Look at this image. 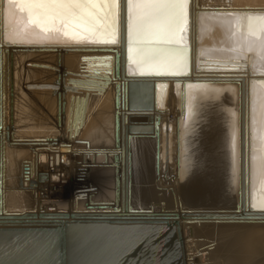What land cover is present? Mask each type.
Returning a JSON list of instances; mask_svg holds the SVG:
<instances>
[{
	"label": "bare ground",
	"instance_id": "1",
	"mask_svg": "<svg viewBox=\"0 0 264 264\" xmlns=\"http://www.w3.org/2000/svg\"><path fill=\"white\" fill-rule=\"evenodd\" d=\"M228 2L198 0L197 3L200 7H222ZM247 3L248 0H242L237 6ZM252 3L255 5L256 0ZM204 27L203 36L199 31L201 68L242 67L248 63L254 70H264V64L253 53H247L245 60L230 59L216 51L227 44L214 18L206 19ZM186 43L189 46V33ZM11 47V54L4 55L6 99L0 136L6 213L0 215V227L18 228L19 231L0 233V262L39 264L34 243L51 237L55 245V232L65 227L69 264H264V211L256 210L264 208L259 159L253 199L255 209L241 212L235 209L241 172L240 124L238 119L235 166L239 175L234 182L229 121L230 112L239 118L242 85L214 87L207 84V93L201 88L189 89L188 113L194 106L189 107V104L196 103V118L190 122L181 119V86H174L173 81L169 83L167 110L123 111L129 118L126 129L143 120L147 122L142 125H149L150 116L160 117L158 129L153 126L152 133L137 135L142 172L139 180L135 172L133 140L124 142L129 160L125 154L124 161L115 163L109 156L107 162L102 163L101 149L113 154L115 147L117 85L111 77L108 83L104 79L102 84L89 83L87 79L92 76L82 71L85 65L81 55L90 46H30L26 47L31 48L28 55L15 53L26 52L25 49ZM27 62L32 65L27 67ZM8 66L10 71H7ZM132 67H136L135 63ZM242 74L236 75L239 77L234 80L242 83L249 79L248 74ZM255 84L259 120L264 83ZM24 85L35 88L27 91ZM252 85L253 82L250 85L251 117ZM226 88L229 92L224 94ZM213 89L219 92L218 96ZM11 112L14 125L10 121ZM75 121L80 124L78 127ZM12 125L14 129L11 130ZM178 127L182 130L181 165L175 161ZM250 128L253 139L252 123ZM255 143L259 157L264 145L259 138ZM116 169L120 175L123 171L125 174V204L139 209L136 201L142 198V209L152 212L132 215L121 210L119 213L112 211ZM26 174L28 187L19 188ZM41 175L46 177L43 182L39 181ZM118 178L121 190L122 179ZM65 191L68 199H60ZM191 202L211 204L225 211H192ZM51 207L56 208L48 211ZM153 223L166 225H149ZM26 228L39 231H20Z\"/></svg>",
	"mask_w": 264,
	"mask_h": 264
},
{
	"label": "snow or ice",
	"instance_id": "2",
	"mask_svg": "<svg viewBox=\"0 0 264 264\" xmlns=\"http://www.w3.org/2000/svg\"><path fill=\"white\" fill-rule=\"evenodd\" d=\"M239 2L242 0H229L223 5L224 12L208 13L201 11L199 3L193 0H4V40L12 45L103 44L126 47L129 74L178 77L188 68L186 41L189 28L195 32L198 20L203 36L204 21L214 18L224 32V43L227 44V47L216 49L217 52L230 59L245 60L248 59L247 53H253L264 64V0H256L255 5L248 0L244 7H238ZM194 59L199 57L194 55ZM4 62L0 57V65ZM188 88H201L205 93L209 90L207 85L189 84ZM256 88L253 82V192L256 191L258 159L259 178L264 183V151L258 157L255 143L259 138L264 145V90L257 120ZM212 91L219 95L214 89ZM230 116L235 182L239 175L235 166L239 118L234 112H230ZM252 206L255 207V203Z\"/></svg>",
	"mask_w": 264,
	"mask_h": 264
},
{
	"label": "water",
	"instance_id": "3",
	"mask_svg": "<svg viewBox=\"0 0 264 264\" xmlns=\"http://www.w3.org/2000/svg\"><path fill=\"white\" fill-rule=\"evenodd\" d=\"M193 2L197 3L198 0H193ZM3 7H4V0H0V57L4 58V55L11 54V51L13 48L11 46H14L15 49H25L26 52H15L18 54H25L28 55L29 50L31 48H26L30 46H64V45H51V44H17L12 45L7 43L4 40V28H3ZM238 7H244V6H238ZM201 11H205L208 13L211 12H224L225 8L222 7H213V6H204L200 7ZM236 10V9H235ZM234 11V10H233ZM189 23L191 24V17L189 20ZM189 40L190 44L188 46V51L186 53L187 59H188V68L184 75L182 76H141L139 73L136 75H131V77L128 73V53L127 48H113L114 46H110V48H100L103 46V44L98 45H86L90 46V48H86L84 50V54L81 55V61L85 65L82 69L84 72H88L92 77L86 78L84 76V79H87L89 83L95 84H102L104 79L105 81H109V78L111 77L114 79L113 82L116 83V101H115V112H114V142L115 147L113 148V154L107 152L105 149H101L102 154L104 155V160L102 163L107 162V158L109 156L114 158V162L118 163L124 161L125 154L127 155L128 160L130 159V154L128 152L126 153V148L124 142L126 141L129 143V141H132L134 136L137 135H143L147 133H152L153 126L155 129L159 128L160 124V117L150 116L148 119L149 125H142L143 123L147 122L144 121L141 124H131L129 127L127 126V129L125 128V125L129 123L128 115H125L122 113L123 111H143V112H161L167 110V101H168V89H169V83L173 81L174 86L179 85L181 86L180 91V104H179V111L181 114V119L185 122L193 121L194 118H196L195 113V105L196 103L192 101V103L189 104V107L192 105L193 108H191L190 113H188V85H204L208 84L210 86H216L219 84H222L224 86L234 87L235 85H242V92L240 93V98L238 100V103L240 105V115H239V124H240V164H241V172H240V178L239 183L240 187L238 189V196L239 199L237 200V204L235 206V209L237 212H241L242 210H250L255 209L252 205L255 198V192H253V180H252V154H253V139L251 135V115H250V107H251V97H250V85L252 82L257 83H264V75L261 73H264V70H254L252 69L251 65L244 64V66H238V67H232V68H222V69H203L199 66V21L197 20V28L195 32L189 28ZM75 46V45H73ZM83 46V45H82ZM23 47V48H19ZM98 47V48H97ZM193 47H195L196 52L193 53ZM10 52V53H8ZM8 53V54H7ZM194 55L198 56L199 59H194ZM6 62V61H5ZM5 62L0 65V130L3 127L4 123V113H5V84H4V76H5V69L4 64ZM32 63L27 62V67H30ZM10 66H8V70L10 71ZM211 72V73H209ZM232 73V74H231ZM241 73V74H240ZM248 74L250 77L249 79H244V82L240 83L238 81H235V78H238L239 76L236 75H243ZM212 74V75H209ZM210 80L207 82H202L199 80ZM198 80V81H197ZM104 81V82H105ZM236 83V84H235ZM111 86V85H110ZM249 86V87H248ZM73 87H75L73 83ZM30 88H35V86L30 85H24V90H30ZM75 89V88H74ZM194 89V88H192ZM229 88H226L223 90L224 94L229 92ZM33 90V89H32ZM234 89L232 88L231 91ZM211 92V90H210ZM222 92V93H223ZM224 96V95H223ZM9 100V99H8ZM85 101V100H83ZM216 102L217 100H213ZM9 102V101H8ZM195 103V104H194ZM9 114V111H8ZM10 121L13 124L14 119L12 117V112ZM187 119V120H186ZM14 125V124H13ZM12 125V126H13ZM75 126H79L80 124L76 121L74 122ZM11 130L14 129V126L10 128ZM9 130V129H8ZM182 130L180 127H178V164H182V142L180 140ZM2 137L0 136V215L6 213V209H3V197H4V190H5V184H4V176H5V168H4V162L2 158ZM64 145V144H61ZM69 150L70 148H62ZM116 152V153H114ZM109 153V154H108ZM99 154V153H98ZM101 155V154H100ZM156 172L159 174V154L156 152ZM232 175V172H231ZM116 196H115V203L114 207H112V211L120 212L124 211V213L128 214H143V213H150L152 210L147 211L143 210L141 207L139 209H134L133 207L129 206L128 204H125V198H124V179L125 174L124 171L121 173L118 169H116ZM122 179V188L120 190V179ZM46 180V177L44 175H41L39 177V181L43 182ZM236 186V185H235ZM26 188L28 187V175H25L24 181L20 183L19 188ZM257 187V185H256ZM257 189V188H256ZM22 192V191H20ZM128 195L130 196V191L128 192ZM121 198V199H120ZM254 199V200H253ZM190 208L192 211H225L224 209L217 208V207H211L213 205H206V203L202 202H191ZM257 211H264V208H257ZM74 217V215H72ZM121 216H124L121 214ZM2 217L1 219H3ZM7 218V217H5ZM65 228V227H64ZM64 228H58V231L56 233L57 237V243H58V251H57V264H69L67 263V256H68V248H67V237H66V230ZM18 228H7V227H0V233L3 232H14L19 231L16 230ZM51 231L50 229H47V231ZM21 232H29V231H39L34 230L32 228H26L20 230ZM41 231H46L42 229Z\"/></svg>",
	"mask_w": 264,
	"mask_h": 264
},
{
	"label": "rangeland",
	"instance_id": "4",
	"mask_svg": "<svg viewBox=\"0 0 264 264\" xmlns=\"http://www.w3.org/2000/svg\"><path fill=\"white\" fill-rule=\"evenodd\" d=\"M173 130V129H172ZM138 136H134L133 138V148H134V155H135V172L138 176V179L141 180V176L139 178V175H141V161H140V151L138 149ZM175 142V141H174ZM175 145V143H174ZM175 154V153H174ZM177 160V156L175 154V161ZM177 178V176H176ZM164 182V181H163ZM168 190V189H167ZM66 191L63 192L62 196H60V199H68V195H66ZM168 196V195H167ZM142 199V198H141ZM137 199L136 201V205L138 207L143 208V203L141 202L142 200ZM53 201V200H52ZM149 204V203H148ZM56 206V205H55ZM56 207H51L48 209L49 210H53ZM197 212V211H196ZM163 225H166V223H162ZM161 223H153V224H149L151 226H158V225H162ZM102 226H108V225H102ZM55 245H54V238H44L43 241L41 242H37L34 243L35 247H33L34 250H37V261L39 264H57V249H58V243H57V237H55ZM197 242L199 243H204V241L202 242V240H197ZM209 242V241H208ZM55 246V247H54ZM199 264V263H196Z\"/></svg>",
	"mask_w": 264,
	"mask_h": 264
}]
</instances>
